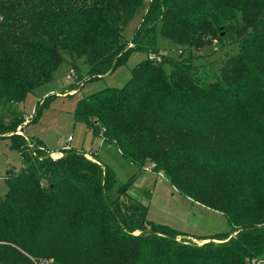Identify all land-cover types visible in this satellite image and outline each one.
Segmentation results:
<instances>
[{
	"label": "trees",
	"instance_id": "16d2710c",
	"mask_svg": "<svg viewBox=\"0 0 264 264\" xmlns=\"http://www.w3.org/2000/svg\"><path fill=\"white\" fill-rule=\"evenodd\" d=\"M141 9L128 40L124 28ZM220 30L239 49L218 79L205 81L186 58L147 56L123 86L78 101L76 121L138 168L127 182L84 150L53 159L42 141L29 146L15 133L20 104L54 80L66 55L85 58L93 80L135 51L159 52L160 34L200 50ZM0 136L23 158L4 175L0 264H264V0H0ZM148 165L234 232L195 244L150 220L130 193Z\"/></svg>",
	"mask_w": 264,
	"mask_h": 264
},
{
	"label": "rangeland",
	"instance_id": "374dc122",
	"mask_svg": "<svg viewBox=\"0 0 264 264\" xmlns=\"http://www.w3.org/2000/svg\"><path fill=\"white\" fill-rule=\"evenodd\" d=\"M143 12L144 9L138 11L124 28L123 34L126 39L129 40L133 36ZM223 35L224 30L218 31V39L212 45L195 50L190 49L188 44H175L160 34L156 43L159 52L135 51L114 73L93 80H88L89 68L85 58L66 55V61L56 72L54 80L29 94L20 104V109L25 114V121L15 133L31 137L33 141L29 146L38 148L39 143L36 141H42L53 159L62 157L63 152L71 148L84 150L88 158L98 159L112 168L119 183L127 182L137 173L138 168L123 158L115 145L103 144L84 123L76 121L74 112L78 101L106 87L123 86L131 77L132 68L149 55L160 59H162L161 55L186 58L189 62L200 66L205 81L218 79L224 58L228 54L237 53L239 49V45L234 40L223 38ZM76 61L77 67L74 66ZM41 102H45L46 105L40 117L33 120ZM22 166L21 153L10 147L9 138L0 136V197L7 190L4 182L6 172ZM130 193L148 206L150 220L184 231V234L177 237L178 240L205 244L212 240L215 233L234 232L223 213L207 208L179 193L167 177L153 171L151 165L145 167L138 175L130 188ZM112 194L115 196L116 191L114 190Z\"/></svg>",
	"mask_w": 264,
	"mask_h": 264
},
{
	"label": "built area",
	"instance_id": "2783aa9c",
	"mask_svg": "<svg viewBox=\"0 0 264 264\" xmlns=\"http://www.w3.org/2000/svg\"><path fill=\"white\" fill-rule=\"evenodd\" d=\"M148 57L151 58V59H156V60H158V61H161L160 58H156V57H154V56H152V55H149Z\"/></svg>",
	"mask_w": 264,
	"mask_h": 264
},
{
	"label": "crops",
	"instance_id": "0c3cea01",
	"mask_svg": "<svg viewBox=\"0 0 264 264\" xmlns=\"http://www.w3.org/2000/svg\"><path fill=\"white\" fill-rule=\"evenodd\" d=\"M91 132V131H90ZM92 133V132H91ZM98 138H100V137H98ZM100 140L103 142V140L100 138ZM103 144H104V142H103ZM90 157V156H89ZM100 162H102V161H100ZM103 163V162H102Z\"/></svg>",
	"mask_w": 264,
	"mask_h": 264
}]
</instances>
